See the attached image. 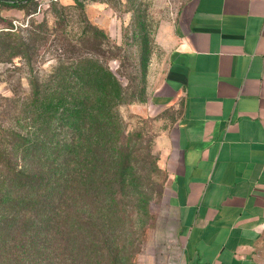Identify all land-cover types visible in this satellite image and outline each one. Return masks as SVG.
Returning <instances> with one entry per match:
<instances>
[{
	"label": "crops",
	"instance_id": "crops-1",
	"mask_svg": "<svg viewBox=\"0 0 264 264\" xmlns=\"http://www.w3.org/2000/svg\"><path fill=\"white\" fill-rule=\"evenodd\" d=\"M165 44L179 264H262L264 0H184Z\"/></svg>",
	"mask_w": 264,
	"mask_h": 264
},
{
	"label": "trees",
	"instance_id": "trees-1",
	"mask_svg": "<svg viewBox=\"0 0 264 264\" xmlns=\"http://www.w3.org/2000/svg\"><path fill=\"white\" fill-rule=\"evenodd\" d=\"M62 15L25 37L0 30V55L23 54L31 66L28 132H0V264H109V143L121 107L137 98L109 70L103 31L66 41ZM53 35L61 54L40 77L33 60ZM84 43L91 56L76 55Z\"/></svg>",
	"mask_w": 264,
	"mask_h": 264
},
{
	"label": "rangeland",
	"instance_id": "rangeland-1",
	"mask_svg": "<svg viewBox=\"0 0 264 264\" xmlns=\"http://www.w3.org/2000/svg\"><path fill=\"white\" fill-rule=\"evenodd\" d=\"M10 1L26 0H0V30L25 37L37 25L55 27L62 13L59 32L66 41L94 40L93 29L103 31L109 70L137 98L121 107L117 135L109 143V264H179L180 237L170 205L173 115L155 107L151 96L166 67L165 37L184 0H34L25 7ZM51 41L33 60L40 77L52 73L61 54L55 35ZM78 45L76 55L91 56L85 43ZM30 76L23 54L0 55V132H28ZM259 253L264 264V237Z\"/></svg>",
	"mask_w": 264,
	"mask_h": 264
},
{
	"label": "built area",
	"instance_id": "built-area-1",
	"mask_svg": "<svg viewBox=\"0 0 264 264\" xmlns=\"http://www.w3.org/2000/svg\"><path fill=\"white\" fill-rule=\"evenodd\" d=\"M49 1H52V0H49ZM54 1H56V0H54ZM40 7H41V5L39 6V8H38V9H40Z\"/></svg>",
	"mask_w": 264,
	"mask_h": 264
}]
</instances>
